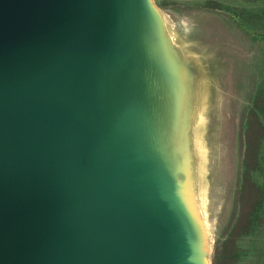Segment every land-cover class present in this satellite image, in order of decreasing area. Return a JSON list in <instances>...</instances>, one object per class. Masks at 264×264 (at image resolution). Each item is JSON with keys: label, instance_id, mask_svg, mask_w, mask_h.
<instances>
[{"label": "water", "instance_id": "95a60500", "mask_svg": "<svg viewBox=\"0 0 264 264\" xmlns=\"http://www.w3.org/2000/svg\"><path fill=\"white\" fill-rule=\"evenodd\" d=\"M173 37L155 0H0V264H211Z\"/></svg>", "mask_w": 264, "mask_h": 264}, {"label": "rangeland", "instance_id": "374dc122", "mask_svg": "<svg viewBox=\"0 0 264 264\" xmlns=\"http://www.w3.org/2000/svg\"><path fill=\"white\" fill-rule=\"evenodd\" d=\"M155 3L178 55L199 62L191 64L197 79L191 82L192 101L190 93L185 105L193 155L186 177L203 213L213 264L212 252L227 245L237 223L234 204L241 176H251L264 193V111L258 101L264 97V0ZM252 114L254 130L248 128ZM248 162L257 168L249 170ZM256 216L250 231L233 243V264H264V196Z\"/></svg>", "mask_w": 264, "mask_h": 264}, {"label": "trees", "instance_id": "16d2710c", "mask_svg": "<svg viewBox=\"0 0 264 264\" xmlns=\"http://www.w3.org/2000/svg\"><path fill=\"white\" fill-rule=\"evenodd\" d=\"M258 101L263 102L261 110L264 111V97H259ZM249 129H255L257 127L256 119L252 116L249 117L248 122ZM255 136V135H253ZM243 141V137L241 138ZM253 143H256L255 139H252ZM250 146V151H251ZM253 160H256V157L253 156ZM249 163V162H248ZM249 170H254L257 166L254 164H248ZM255 167V168H254ZM239 188L237 192V197L234 204V220L236 225L230 228L229 234L227 236V245L223 249H218L212 252V263L213 264H233L234 263V253L235 250L232 248L233 243L241 235L250 231V227L254 219L258 218L256 213L260 210V206L263 204L264 193L261 188L252 180L251 176H241L239 179Z\"/></svg>", "mask_w": 264, "mask_h": 264}, {"label": "bare ground", "instance_id": "6f19581e", "mask_svg": "<svg viewBox=\"0 0 264 264\" xmlns=\"http://www.w3.org/2000/svg\"><path fill=\"white\" fill-rule=\"evenodd\" d=\"M170 49L172 50V53L174 54V56H175V58H174V60H176V61H178L177 59H176V56L178 57L179 55H178V53H177V51H176V49L174 48V46H173V44H172V41H171V43H170ZM181 59V58H180ZM179 59V60H180ZM186 58H184V60H185ZM181 98H182V96H181ZM185 105H186V103H185ZM185 105H182L183 106V109H182V107H181V112H183V111H185ZM185 115H188V110H186L185 111ZM192 115H193V113H192ZM180 141H182V139H180ZM190 148H192V145H191V141H190ZM196 153V152H195ZM194 153V154H195ZM196 209V208H195ZM199 212V211H198ZM206 224V223H205Z\"/></svg>", "mask_w": 264, "mask_h": 264}]
</instances>
